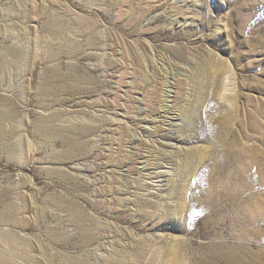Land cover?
I'll return each mask as SVG.
<instances>
[{"label":"rangeland","instance_id":"rangeland-1","mask_svg":"<svg viewBox=\"0 0 264 264\" xmlns=\"http://www.w3.org/2000/svg\"><path fill=\"white\" fill-rule=\"evenodd\" d=\"M0 264H264V0H0Z\"/></svg>","mask_w":264,"mask_h":264}]
</instances>
